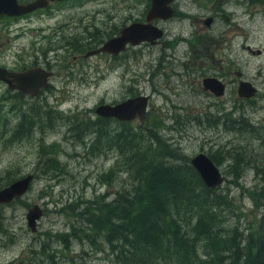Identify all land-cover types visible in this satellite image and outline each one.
I'll return each mask as SVG.
<instances>
[{
	"label": "rangeland",
	"instance_id": "obj_1",
	"mask_svg": "<svg viewBox=\"0 0 264 264\" xmlns=\"http://www.w3.org/2000/svg\"><path fill=\"white\" fill-rule=\"evenodd\" d=\"M67 3L69 2L66 1L63 5L66 6ZM249 3L248 0H179L178 7L186 12L181 11L179 16L170 20H157L160 25L161 21L166 23L167 34L162 41H144L133 45L116 59L106 53L93 55L88 61L93 66L98 65L100 69L96 78L108 73L106 78L75 87L73 91H47L43 96L48 93L52 101L65 96L61 104L64 114L80 111L77 113L79 116L90 115L94 118L96 111L91 108H95L102 100L112 101L123 96L127 85L132 84L141 94L151 95L147 118H136L130 122L129 127L142 125L153 130L155 127L160 128L158 133L161 138L177 147L181 155L190 158L202 150L216 154L218 160H214L227 178L221 187L235 198L238 207L243 208L242 213L247 215L243 225L247 226L250 220L256 223L258 213L260 215L264 210L263 200L259 198L264 180L256 172L257 167L253 166V162L263 165L261 167L264 168V159H260L264 155L258 156L255 149L256 147L264 152V147L257 140H249L250 136H240L239 131L230 125L231 117H236L238 113L236 109L239 95L236 85L230 86L221 97L199 90L197 86V80H202L206 74L204 71L218 72L220 64L224 65L225 71L229 70L227 75L236 76L235 71L240 69V63L244 64L251 75L260 62L264 63V57L260 58L241 46V42L246 41L264 47V17H252L247 12ZM150 4L151 0H80L72 9L63 8L62 15L66 18L60 17L59 13L53 17L37 14L22 20L20 25L19 22H11L1 27L0 23V63L14 67L19 60H22L21 63L33 60L34 56L29 54H32L34 44L41 43L34 41L36 32H40V29H36L38 25L49 32V24L56 25L58 19L63 21L74 18L78 21L81 16H85L86 22L97 23V29L104 39L108 37L107 32L120 28L123 21L144 19ZM187 12L191 14L190 17ZM94 13L97 14L96 19L93 18ZM109 13H113V16ZM210 14L215 15L211 27L202 20ZM89 29L95 30V26L89 25ZM191 30L199 38H187L191 36ZM182 31L185 33H181ZM19 32L21 37L17 36ZM243 32L245 35L257 33L262 36L251 42L249 38H244L241 34ZM42 42L45 45L47 40ZM200 50L208 54L201 56ZM169 53L175 56V61L160 66L159 62L163 57L171 58ZM111 63H121V66L109 71ZM126 64L132 65L131 71L126 70ZM175 70L178 73H174ZM29 100L30 98L25 99ZM222 100L226 101V108L223 110ZM17 102V92L0 81V187L6 184L11 175L19 178L34 171L29 170L30 168L37 167L34 171L36 178L29 191L0 208V264H111L109 256L94 252L91 244L83 249L77 242L67 247L60 241H53L52 235L66 229L73 219V211L67 209L68 207L63 209L66 206L65 201L72 202L80 197L93 199L102 194L107 200L110 196L114 197L126 173L121 171L116 176L111 174L107 182L99 177L101 173L109 171L119 159L118 152L114 148H106L97 154L89 153L93 134L86 135L87 144L77 138L64 137L68 128L66 124L58 132L49 134L46 141L37 133L33 138L28 136L19 144V139L10 136V131L19 117L15 107ZM201 111L221 114V120L226 117L230 121L205 127L208 124H200L196 119ZM227 111L229 114L226 115ZM177 112L180 113L178 116ZM123 127L124 124H120L118 132ZM109 139L110 137L102 139V143L97 145L100 146ZM45 142L57 143L56 153L59 154L60 161L65 163V173L61 172L57 177L52 172H44L46 164L40 157L41 148L51 146ZM232 146L239 147L235 148V153L242 148L248 149L244 153V159H250V163L242 158L234 164L235 160L227 157L226 152ZM24 157H27V164ZM35 203L41 204L44 215L39 220L37 230L33 231L26 214ZM42 243H51L52 246L44 250ZM33 249L37 252L34 253ZM54 249V259H51L48 255Z\"/></svg>",
	"mask_w": 264,
	"mask_h": 264
},
{
	"label": "trees",
	"instance_id": "obj_2",
	"mask_svg": "<svg viewBox=\"0 0 264 264\" xmlns=\"http://www.w3.org/2000/svg\"><path fill=\"white\" fill-rule=\"evenodd\" d=\"M231 120L237 128L238 120ZM158 130L124 125L114 139L110 133L91 137L89 153L116 146L119 154L100 180L107 182L121 171L126 177L109 200L102 194L65 201L62 208L74 216L66 229L53 233V241L67 247L77 242L82 249L91 244L94 252L108 255L111 264H264V210L256 223L243 225L247 215L235 198L221 185L209 187L190 157L181 155ZM107 137L108 142L97 145ZM78 140L88 142L85 137ZM56 145L45 152L49 156L44 172L54 177L66 170ZM232 147L227 157L237 164L248 149L235 153L239 147ZM212 157L218 160L216 154ZM253 166L264 180L263 165ZM15 179L11 175L6 184ZM260 189L264 205V185Z\"/></svg>",
	"mask_w": 264,
	"mask_h": 264
},
{
	"label": "flooded vegetation",
	"instance_id": "obj_3",
	"mask_svg": "<svg viewBox=\"0 0 264 264\" xmlns=\"http://www.w3.org/2000/svg\"><path fill=\"white\" fill-rule=\"evenodd\" d=\"M18 1L19 3L27 4L34 0H18ZM66 1H68L69 3H67L65 6L63 5V3H65ZM79 1L80 0H49V3L47 5L39 6L29 12L18 13V14L3 13L0 14V23H2L1 27L11 22H15V23L19 22L18 25H20L22 24L21 23L22 20H27L37 14H41V16L46 14L45 15L46 17H53V16H57V14L59 13L60 17L66 18L65 15L64 16L62 15V11L64 10L63 8L67 7L68 9H72L75 7L74 4L78 3ZM178 1L179 0H175L173 2V7H174L173 16L167 19H163V18L154 19V23L158 24L161 28L164 29L163 36L160 39L156 40L155 42L162 41V39L167 34L165 21H161L162 25H160L157 21L158 19L170 20L173 19L174 17L179 16L181 11L186 12L182 7H178ZM248 1L250 2L249 3L250 5L247 8V12L252 14V17L255 18L264 17V0H248ZM70 2H74V3H70ZM95 11L99 12L98 10ZM187 13L189 14L188 17H190L191 14L189 12ZM109 15L113 16V13L112 14L109 13ZM209 17L212 18V21L210 24H207L206 21L207 18ZM93 18L94 19L97 18L96 13H94ZM139 20L145 21L146 16L144 19H139ZM202 20H204L206 25L211 27L212 22L215 20V15L212 14L207 15V17L203 18ZM131 22H133V20L129 22L123 21L122 24L120 25V28L118 29L116 28L115 30H111L107 32L106 35H108V37L104 39L101 38L102 34L97 29L98 28L97 23L95 21L93 22V24L86 22L85 16H81V19L78 21L75 20L74 18L63 21L58 19L56 25L49 24L50 26L49 32L45 31L46 29L45 27L38 25L36 29H40V32H36L34 41L35 43L37 42H41V43L34 44V47L32 49V54H29L34 56L33 60H31L29 63L28 62L21 63L22 60H19L18 65L14 67L12 66L10 67L8 65L0 63V65L6 66L11 70L24 71L32 67H39L41 70L47 73L46 84L41 86L38 92L35 94L26 92L25 90L20 88L11 89L6 81L0 79V81L5 82L11 90L17 92V95L19 96V102H17V105H15V107H17L19 117L14 128L10 131V136L13 135L14 138L19 139L20 141L18 143L21 144L28 136H31L33 138V135L38 133L41 135V138L46 141V138L48 137L49 134L58 132V130L62 127V125L66 124L68 128L66 130V133H64V137L83 139L84 137H86L88 133H92L93 136H97L100 133H104V134L110 133V136L114 139L115 136L117 135L118 126L120 124H124L125 126L128 127L129 125H131L130 124L131 121H133L136 118H140L139 116H137L136 118L133 119H123L117 116H105L97 111L98 106L103 103L117 104L129 97L140 95L141 93L138 92L132 84L127 85L125 89L126 93L123 96L119 98H115L112 101L102 100L97 103L95 108L94 107L91 108V110L96 111L94 118H92L90 115L79 116L77 113H79L80 111L64 114L63 111L64 109L61 107V104L64 101L65 96L57 97L56 101H52L48 93L46 96H43L47 91L54 92L58 90L61 91H66V90L69 91L72 89L74 90L75 87L90 84L95 81L98 82L106 78L108 73H103L96 78V76L99 75L100 69L98 65L93 66L88 61L89 58L93 55H100L106 53L111 55L114 59H116L125 51H127L129 47H132L133 44L128 43L125 50H122L121 52L116 54L108 51H99L96 53H92L91 51L99 48L107 39L115 35H118L121 29L127 24H130ZM89 25L95 26V30L89 29ZM181 33H185V32L182 31ZM241 34L244 35L245 39L249 38L251 42H255L259 36H262V35H258L257 33H253V35L251 34L245 35L243 32ZM190 35L191 36L187 38H199V37H195L197 36V34H195L193 30L190 31ZM17 36L21 37V32H19ZM201 38L202 37H200V39ZM8 40L10 41L11 37L8 38ZM46 40H47L46 44L42 45L45 43L42 41H46ZM241 46L242 48H244V50L248 49L252 54H255L260 58L264 57V47L262 46H256L251 44L250 42L247 43L246 41L241 42ZM204 54H208V53L202 52L201 50L199 51V55L203 56ZM168 55L171 58L165 59L163 57L162 60L159 62L160 66H164L166 63L175 61V56L172 53H169ZM119 66H121V63H115V64L111 63L109 66V71ZM239 67L240 69H237L235 71L236 76L227 75L229 73V70L225 71L223 64H220V68L218 72L212 70H211L212 72L204 71L206 72V74L202 77V80L200 79L197 80L198 81L197 86L199 90L221 97L226 94L230 86L236 85L239 95L237 100L238 108L236 109L238 113L236 114L237 116L234 117L238 120L236 129L239 131L240 136L242 135L243 137L250 136L249 140L252 141L257 140L259 144L262 145V147H264V63L260 62L258 64V67L256 71L253 73V75L247 72L244 64L240 63ZM125 68L126 70L129 69V71H131L130 68H132V65L129 66L128 64H126ZM174 73H178V70H175ZM207 76H216L223 82L225 86V91L223 94L218 95L213 89L205 87L204 78ZM133 80L134 78L132 76L131 81ZM245 81L252 82V84L256 86L257 90L254 95L248 97V96H243L239 93V86L241 82H245ZM29 98H30L29 101H25V99H29ZM151 100L152 97L151 95H149L146 116L148 115V112L150 110ZM222 106L223 107H221V110L226 108L225 100H222ZM217 108L219 109V106H216V109ZM179 114L180 113L177 112L176 116H178ZM227 114H229V111H227L226 115ZM145 117L141 119H146L147 117L146 118ZM196 119L197 122L200 124L203 125L208 124L205 125V127H209V125L217 126L219 122H224L226 124L227 121H230V119L228 118L226 119V117L221 120V114L219 115L209 114V112L207 111L206 112L201 111V113L198 116H196ZM49 131L51 132L49 133ZM53 143L54 142L52 143L45 142V144H51V146H46L41 148L40 157L43 158L44 164H47L46 161L48 160V156H49V154L47 155V153L45 152H47L46 150H51L54 147ZM113 148L116 150V146H113L110 149ZM255 149L257 150L256 154L258 156L261 157V155H264L263 151L258 150L256 147ZM207 153L212 157L211 153L209 152ZM260 159L263 160L264 157L262 156ZM24 161L26 162V164L28 163L27 157H24ZM36 168L37 167L35 166L33 168H30L29 170L35 171ZM34 171L27 172L26 174L34 173L35 176L34 180H35L36 173ZM19 197L20 196L16 197L12 201L16 200ZM10 202L1 204L0 208L3 205L8 204ZM51 245H52L51 243L47 244L44 250L49 249V246L51 247ZM33 252L35 253L37 252V250H33ZM51 255L52 254L48 256L52 259Z\"/></svg>",
	"mask_w": 264,
	"mask_h": 264
},
{
	"label": "water",
	"instance_id": "obj_4",
	"mask_svg": "<svg viewBox=\"0 0 264 264\" xmlns=\"http://www.w3.org/2000/svg\"><path fill=\"white\" fill-rule=\"evenodd\" d=\"M175 0H151V6L147 12L146 20H135L124 26L118 35L107 39L99 48L92 50V53L108 51L119 53L125 50L128 43L133 45L143 41L154 43L164 34V29L154 23V19H167L173 16ZM49 0H34L27 4L19 3L18 0H0V14H18L34 10L39 6H45ZM212 18H207L206 23L210 24ZM47 73L39 67H32L24 71L11 70L6 66L0 65V79L6 81L11 89H23L26 92L35 94L39 88L46 84ZM205 87L213 89L218 95L225 91L223 82L216 76L204 78ZM257 88L252 82H241L239 93L243 96H252ZM148 94H140L129 97L117 104L103 103L98 106L97 111L105 116H117L123 119H133L139 116L144 118L148 108ZM191 163L197 168L203 180L209 187H217L226 181L217 162L207 152L200 151L191 158ZM34 173L21 176L9 184L0 188V206L10 202L18 196L24 195L34 180ZM44 215V209L39 203L30 206L26 217L32 230L38 228V222Z\"/></svg>",
	"mask_w": 264,
	"mask_h": 264
},
{
	"label": "bare ground",
	"instance_id": "obj_5",
	"mask_svg": "<svg viewBox=\"0 0 264 264\" xmlns=\"http://www.w3.org/2000/svg\"><path fill=\"white\" fill-rule=\"evenodd\" d=\"M26 123V122H25ZM49 128V127H48ZM246 128V127H245ZM240 129V128H239Z\"/></svg>",
	"mask_w": 264,
	"mask_h": 264
}]
</instances>
